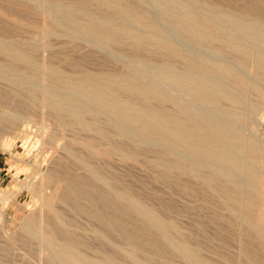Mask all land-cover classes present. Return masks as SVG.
Masks as SVG:
<instances>
[{"label":"bare ground","instance_id":"obj_1","mask_svg":"<svg viewBox=\"0 0 264 264\" xmlns=\"http://www.w3.org/2000/svg\"><path fill=\"white\" fill-rule=\"evenodd\" d=\"M35 113L67 137L0 264L21 238L24 264H264V0H0V135ZM123 164L189 199L191 230Z\"/></svg>","mask_w":264,"mask_h":264},{"label":"rangeland","instance_id":"obj_2","mask_svg":"<svg viewBox=\"0 0 264 264\" xmlns=\"http://www.w3.org/2000/svg\"><path fill=\"white\" fill-rule=\"evenodd\" d=\"M45 1H50V0H45ZM19 31L20 30H17V32H16V34L18 36L23 35V34L21 35L20 33H24V35L29 34L27 32L25 33V31L23 32L22 30H21V32H19ZM29 31H34V32H30V35H27V38L29 37L28 39L31 38L30 40H32V39L38 38V31L28 30V32ZM54 41H56V40H51V42H54ZM55 44H58V41H56ZM51 45H53V47H54L53 43ZM56 47H57V45H56ZM49 53L50 52L47 51L44 53V55L47 56ZM93 53H95V52H93ZM98 53H99V55L101 54L103 57L101 55L99 57ZM98 53L96 52L94 54L95 56H92L93 54H91V56L89 58L88 57L87 58L89 60L91 57L93 59H96L97 61L95 60V63L96 62L98 63L100 58H101V60L103 59L102 61L99 62L100 66L102 64H103L102 66L106 65V67H105L106 70H109L110 72L112 70V72H113L115 70V68L112 67L111 64H106L104 62V60L106 58L105 55H103L100 52H98ZM97 55L99 58L97 57ZM75 56H76V58L79 57V55H74V56H72V58L76 59ZM101 62H103V63L101 64ZM89 63L92 64L93 63L92 60ZM89 63H86L84 66L90 67L89 69L101 68L100 66H97L96 64H95L96 67H93L94 64H92L93 65L92 66ZM91 66H92V68H91ZM108 66L112 67V69L110 68L111 69L110 70ZM35 85L37 86V84H35ZM32 116H34L30 120V122H31L30 123V128H31L30 132L31 131L32 132L29 135L25 134V133L18 135L17 132L16 133H14V132L5 133V131H3V133H5V134L0 135V211L3 212V214H0V218H1L0 219V247L1 248L3 247L4 243L7 241V238L10 235H14L15 233L18 232L17 230H18V227L21 224L22 220L26 217V215L31 213L32 209H34L36 207V205H35L36 202L33 199V196H31V194L28 192V190H25L22 187L27 182H29L30 180L38 177L37 174L41 175L43 171L45 172V171L51 169L52 167H54L55 162L58 160L60 155L63 153L61 151V149L59 148V146L64 143V141H65L64 137L65 138L67 137V135H65V134H64V136L62 135L63 136L62 137L61 134L58 133V136H60V138L57 137V141H58V142H56L57 145L56 144H54L52 146L47 145V143L44 140H42L41 138L39 139L38 136H41L42 132L45 135L52 133L56 128L54 121L51 118H49L48 116L47 117H45V115L41 116L40 114H37V113H35ZM254 129H257V127L255 125H254ZM261 135H262V139L260 141V145L264 151V128H262ZM33 142L36 143L35 147H32ZM24 144H27V145H24ZM145 155H146V157H145ZM142 156H141L142 158H150L149 154H143ZM262 157L264 159V152H263ZM123 165H125V167L121 166V165H119V166L124 168L125 170L120 168L119 166H115V171L117 172L118 170L122 169V175L121 176H123V179L126 180V181H124V182H126V186L130 187V189H132V190L134 189V191H136V192L138 191L141 199L143 200L144 203H147V205L150 204L153 207H155V206L158 207L160 203H158L155 200V197L153 196V194H154L153 192L155 191V192L160 193V191L163 188L160 185H158L159 186L158 188H160L161 190L157 189V187L155 186L156 184H153L151 186L152 183H150L149 177H148V175H146L147 173H145L146 171H143V169H140L139 166H138L139 168L137 166H136L137 168H133L135 166L132 167L130 164H127V165L123 164ZM129 165H130V167H129ZM118 167L120 169H118ZM138 169H140V170H138ZM120 172L121 171H119V174H121ZM164 193H165V191L162 190V192L160 194V196L163 194V197H161V199L163 198L162 201H164V203H170L171 204V202H172V206L175 207V208L173 207L175 209V211H178L180 208H182L178 211L180 213H177L173 210L176 214H173L171 219L174 218L173 219L174 222L178 223L177 225H179V226L182 225L181 228L182 229L184 228L185 231H186V229H188V231H189V229L191 230V228L189 226H191L190 223H192V219L194 218V216L192 217L191 215H187V213L184 214L185 213L184 211L181 212V210H183V207L186 204H189V202H187L189 199H186V198L181 199V198L177 197L178 195H176V196H174L175 194L169 195V193L167 196L166 193L165 194ZM170 197L173 201L171 199L169 200ZM67 209L70 210L69 208H67ZM174 215H175V217H174ZM186 226H188L189 228ZM191 232L196 233V231H194V230H192ZM16 237H18V236H16ZM16 239H19V238H16ZM21 239H19V241L17 240L16 244L13 246L15 255L11 258L12 262H14L12 264H24V262H25L24 259H28V260H32V261L35 260L33 258L34 256L31 257L29 255V251H30L29 249L30 248L25 247L23 245L25 243ZM231 251L233 252L232 254H234L233 260L237 261L236 264H240L239 256H238L239 251L235 248V246H234V248H231ZM235 256H238V258H236ZM172 259L175 261L171 262V259L170 260L168 259L169 264H179L180 262L182 263V261L180 259H175V258H172Z\"/></svg>","mask_w":264,"mask_h":264}]
</instances>
